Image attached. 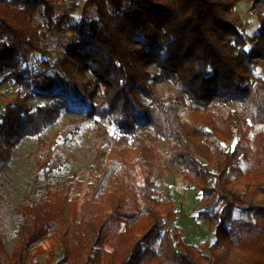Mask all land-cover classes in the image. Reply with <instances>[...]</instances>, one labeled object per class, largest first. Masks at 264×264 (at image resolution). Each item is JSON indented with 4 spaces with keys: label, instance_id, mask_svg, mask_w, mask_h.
<instances>
[{
    "label": "trees",
    "instance_id": "obj_1",
    "mask_svg": "<svg viewBox=\"0 0 264 264\" xmlns=\"http://www.w3.org/2000/svg\"><path fill=\"white\" fill-rule=\"evenodd\" d=\"M60 3L10 0L0 7V74L10 72L3 82L27 86L36 75L32 55L50 57L41 33L60 28ZM241 3L253 6L256 34L244 32ZM69 23L76 38L60 79L92 75L88 108L46 142L41 136L62 109L73 111L68 88L52 95L57 103L36 110L31 93L0 90V175L26 137L38 139V171L57 169L53 154L85 120L97 125L94 164L72 171L62 188L46 184L38 201L18 207L19 240L9 253L0 237V264H40L41 256L46 264H264V132L251 135L264 125V76H256L264 68V0H85L82 17ZM164 82L174 84L175 95L158 89ZM158 161L201 190L213 244H184L170 227L178 213L157 192ZM235 210L242 219H234Z\"/></svg>",
    "mask_w": 264,
    "mask_h": 264
},
{
    "label": "rangeland",
    "instance_id": "obj_2",
    "mask_svg": "<svg viewBox=\"0 0 264 264\" xmlns=\"http://www.w3.org/2000/svg\"><path fill=\"white\" fill-rule=\"evenodd\" d=\"M9 1L0 0V7H6ZM84 3L85 0H61L59 7L56 9V22L60 24V28L53 32L44 28L41 33L43 48L50 51L51 55L50 57H44L38 53L32 55L30 68L36 75L27 86L20 88L13 81L3 82L10 73L9 71L0 74V82H2L0 90L6 92L7 96L14 97L19 90H21L22 95L28 93L33 95L29 102L32 110H36L43 105L57 103V98L52 95L61 92L63 87L68 88V96L73 97V100L69 102V107L73 111L68 112L67 107L62 109L58 121L49 126L41 136L46 142L54 138L65 123H69L73 119H82V114L89 105L87 92L93 91L91 86H93L94 78L90 73L78 75L75 83L68 82V79H66V82L60 79L62 77L60 66L65 60V50L76 38L73 32L69 30V20L70 18L79 20L82 17ZM12 8L14 7L12 6ZM7 11L9 14L11 13V9ZM236 12L240 15L244 32L248 36L256 34L259 30V21L252 4L241 3L237 6ZM87 16L91 19L97 18L93 9L87 11ZM38 22H41V20L38 19ZM44 60H47L48 66L44 64ZM256 76L263 77L264 68H259L256 71ZM158 89L166 98L176 94L175 86L171 82H164ZM233 107L242 113L238 103H234ZM213 109L218 110V107H213ZM220 110L227 112L229 107L220 108ZM96 127L94 120H85L79 130L73 131L65 140H62V147L53 154L51 159V163L58 162L60 166L52 171L49 169L38 171L35 158L39 147L37 138L26 137L15 147L11 162L6 165L0 175V237L9 253H12L19 240L18 224L20 218L17 214L18 207L38 201L46 191L44 188L46 184L51 183L54 187L62 188L66 185L72 171L87 172L92 169L96 156ZM110 131L112 134H117L114 127H110ZM262 132H264V125H256L251 128L253 138ZM234 145L235 141L230 143L231 147ZM163 146L168 149L166 142L163 143ZM45 154L46 152L42 155L43 158L46 157L47 154ZM216 158L222 160L224 156L218 154ZM242 167L244 172L248 173L251 162H244ZM81 179L85 181L86 176L83 175ZM154 180L157 183L158 194L165 196L176 204L178 216L170 224V227L179 229L182 242L197 246L213 244L215 241L214 231H210L208 220L201 216V212L205 209L201 190L189 187L188 180L179 173L175 166L166 161L157 162ZM35 183L41 188L37 192H32V186ZM209 183L213 185V179ZM242 218V213L235 210L234 219L239 220ZM227 226L230 228L231 224L228 223ZM62 256L63 252L59 251L57 258L61 259ZM39 262L40 264H46L44 256L40 257ZM27 264H33L31 258L28 259Z\"/></svg>",
    "mask_w": 264,
    "mask_h": 264
},
{
    "label": "crops",
    "instance_id": "obj_3",
    "mask_svg": "<svg viewBox=\"0 0 264 264\" xmlns=\"http://www.w3.org/2000/svg\"><path fill=\"white\" fill-rule=\"evenodd\" d=\"M235 220H237V219H235ZM40 259V258H39ZM33 263V262H32ZM26 264H27V262H26ZM34 264V263H33Z\"/></svg>",
    "mask_w": 264,
    "mask_h": 264
}]
</instances>
